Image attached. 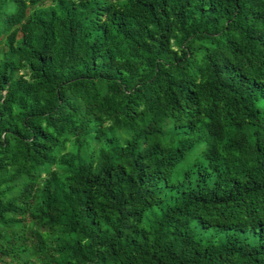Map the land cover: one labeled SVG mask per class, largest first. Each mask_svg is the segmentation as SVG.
<instances>
[{"label": "trees", "instance_id": "obj_1", "mask_svg": "<svg viewBox=\"0 0 264 264\" xmlns=\"http://www.w3.org/2000/svg\"><path fill=\"white\" fill-rule=\"evenodd\" d=\"M0 264H264V0H0Z\"/></svg>", "mask_w": 264, "mask_h": 264}, {"label": "rangeland", "instance_id": "obj_2", "mask_svg": "<svg viewBox=\"0 0 264 264\" xmlns=\"http://www.w3.org/2000/svg\"><path fill=\"white\" fill-rule=\"evenodd\" d=\"M126 137V136H125ZM205 148V143L200 141L196 146L193 148L192 152L177 166L176 171L182 172L184 169H186L191 162L196 159L198 155H200V152H202ZM201 234V233H200ZM250 240L252 242H255V238L251 237Z\"/></svg>", "mask_w": 264, "mask_h": 264}]
</instances>
